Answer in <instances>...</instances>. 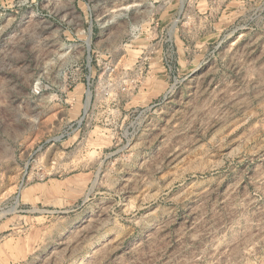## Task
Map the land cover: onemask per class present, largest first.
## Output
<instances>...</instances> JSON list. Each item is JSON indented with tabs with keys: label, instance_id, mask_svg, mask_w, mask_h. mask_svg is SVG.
Wrapping results in <instances>:
<instances>
[{
	"label": "rangeland",
	"instance_id": "rangeland-1",
	"mask_svg": "<svg viewBox=\"0 0 264 264\" xmlns=\"http://www.w3.org/2000/svg\"><path fill=\"white\" fill-rule=\"evenodd\" d=\"M0 264H264V0H0Z\"/></svg>",
	"mask_w": 264,
	"mask_h": 264
}]
</instances>
